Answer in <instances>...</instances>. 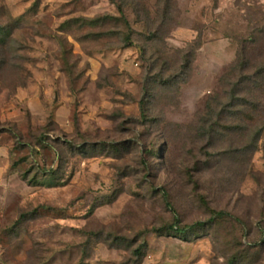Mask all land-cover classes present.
<instances>
[{
	"label": "rangeland",
	"instance_id": "rangeland-1",
	"mask_svg": "<svg viewBox=\"0 0 264 264\" xmlns=\"http://www.w3.org/2000/svg\"><path fill=\"white\" fill-rule=\"evenodd\" d=\"M0 264H264V0H0Z\"/></svg>",
	"mask_w": 264,
	"mask_h": 264
},
{
	"label": "trees",
	"instance_id": "trees-1",
	"mask_svg": "<svg viewBox=\"0 0 264 264\" xmlns=\"http://www.w3.org/2000/svg\"><path fill=\"white\" fill-rule=\"evenodd\" d=\"M262 71H260L259 73H261ZM171 228L172 229H174L175 230V232H179V233H182V232H185L187 229L184 227V228H180V227H177V228H175V226L174 225H172L171 226Z\"/></svg>",
	"mask_w": 264,
	"mask_h": 264
}]
</instances>
